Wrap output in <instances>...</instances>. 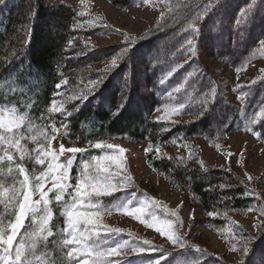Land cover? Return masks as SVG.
Instances as JSON below:
<instances>
[{"label":"trees","instance_id":"trees-1","mask_svg":"<svg viewBox=\"0 0 264 264\" xmlns=\"http://www.w3.org/2000/svg\"><path fill=\"white\" fill-rule=\"evenodd\" d=\"M107 1L122 8L145 1L164 14L144 34L126 35L111 53L92 55L93 46L87 39L115 34V31L88 25V17L82 14L85 0H3L0 3V113L15 108L18 113L28 115V122L19 130L24 137L21 144L28 149L24 159H19L15 149L8 148L15 156L14 162L6 158L0 161V184L7 189L15 187L18 193L17 199L11 202L7 195L0 197V229L10 234L18 202L24 195L25 190L21 188L24 177L16 165L26 168L34 190L41 182L37 177L47 171L50 163V155L40 156V146L44 151H51L52 137L58 133L67 143L81 147L107 140L141 144L148 166L174 188L184 190V202L190 206L196 204L206 215L202 222L209 228L223 231L229 225L230 215L259 212L261 199L254 195L256 192L232 173L205 165L194 144L203 140L217 145L228 135L246 133L264 146V77L252 84L231 86L226 92L201 60L206 55L237 70L259 58L256 45L264 38V0H257L251 11L247 7L251 0H222L220 4L219 0ZM241 11L244 14L239 15L237 24L235 20ZM48 14L53 18L49 23L52 41L41 45L38 27ZM194 30V44L198 45L195 56L187 51V40ZM28 39L30 44L26 43ZM125 48L128 51L117 65L106 70L105 62L119 56ZM88 50L91 52L87 53ZM82 51L86 55L78 58L76 52ZM82 61L81 70L76 72L73 64H82ZM137 63L141 67L140 82L134 66ZM101 75L103 82L94 87L91 81H98ZM126 77L130 80L129 89H124ZM161 79L165 81L163 85L159 83ZM58 81L59 91L55 87ZM122 95L128 97L127 103L114 115ZM135 97L141 108L136 106L135 110L128 111ZM53 102L57 111L51 110ZM168 108L174 110L171 119H155V113ZM215 121L217 126L213 125ZM165 147L177 148L180 154L169 157L161 150ZM4 151L5 146L0 145V156ZM94 154L93 149L74 154L69 171L74 181L85 162L90 163L89 171L94 172L96 162L91 157L99 156ZM37 156L44 160L43 164L36 163ZM46 185L47 180L43 189ZM58 192L53 187L46 190L47 209L40 203L35 218L31 213L26 217L14 241V248L24 246L26 258L22 259L26 264L34 261L69 264L68 249L63 243L68 238L63 213L65 202L71 201L69 194L74 192H64L59 202L55 200ZM40 193L34 190L31 198L38 196L40 201ZM91 200L95 201L94 197ZM102 200L106 204L111 198ZM77 208L83 210L85 206L77 204ZM47 211L53 215L42 231ZM49 229L51 236L47 234ZM232 244L236 242L228 241L227 246ZM181 252L193 253L194 256L188 255L192 261L189 264H224L204 251L186 248ZM189 253L180 256L185 258ZM134 262L139 264V260ZM246 264H264V230L251 246Z\"/></svg>","mask_w":264,"mask_h":264},{"label":"rangeland","instance_id":"rangeland-1","mask_svg":"<svg viewBox=\"0 0 264 264\" xmlns=\"http://www.w3.org/2000/svg\"><path fill=\"white\" fill-rule=\"evenodd\" d=\"M68 2V0H66ZM82 14L88 18V25L94 27H106L113 29L115 34L92 36L87 39V42L93 46L94 53L92 55H100L101 53H111L114 47L123 41L126 35L140 36L150 30L162 18L163 10L154 9L150 3L145 1L137 6L122 8L110 4L107 0H85L83 4ZM52 15L48 16L40 23L38 30L39 43L47 45L52 41L51 29L49 23L52 20ZM56 32V31H55ZM264 39V38H263ZM164 40V39H163ZM259 51V58L249 61L243 68L237 70L229 69L224 64L216 61L214 58L203 55L201 60L206 68L211 72V75L217 79L220 85L227 92L231 86L248 85L256 82L264 77V47L257 45ZM88 50L87 53H90ZM79 57L85 56L82 52H76ZM111 60L108 59L105 63L110 65ZM83 65L80 62L73 64L76 72L81 70ZM140 82V64H135ZM138 82V83H139ZM140 85V84H138ZM229 95V93H228ZM133 100L128 111L135 110L139 104L138 98ZM134 98V99H135ZM138 109V108H137ZM138 112H135L137 114ZM173 109H162L154 114L155 119L169 120L173 117ZM217 126L216 121L213 123ZM102 148L97 149L92 146H78L75 143H67L61 133H58L51 145V152L58 156L56 163L65 164L67 160L74 157V154L68 152L69 148L93 149L99 156H116L120 168L116 167V162L102 161L110 168L113 173L119 172L120 179L124 176L131 177V187H125L112 196H93L97 204L96 208H83L84 211H102L99 216L98 224L96 225H80L82 229H86V239H82L79 245H66L69 250L72 247L80 246H95V242L99 241L101 248L107 247L103 243L105 239L109 243L114 241H127L124 248L118 249V256L107 257L113 261V264H123V261L129 257H134L136 253L131 252L133 246L142 244L147 239L156 245L164 244L166 248L171 249V244L165 242V237L158 233L156 227L165 228L166 221L173 223V230L178 228L179 234L184 239L193 245L194 249H202L208 256L219 259L224 264H234L236 253L230 250L227 246L228 241L236 242L239 246L240 231L255 239L264 230V215L260 212H245L235 213L228 217L229 225L223 228V231H218L214 228L207 227L203 222L206 215L196 207V204L190 206L185 201V192L183 189L174 188L167 179L162 175L154 172L146 163V152L141 144H135L123 140H107L102 142ZM111 144L113 147L108 148ZM61 145L65 151L60 152ZM196 153L203 160V163L211 168L228 171L237 177L241 183L247 185L255 196L261 199L260 208L264 207V146L255 142L254 138L246 133H236L228 135L217 145H210L203 140L195 142ZM121 150L123 152L121 153ZM163 154L176 157L180 154L177 148L165 147L162 148ZM186 149H184L185 151ZM193 153V151H192ZM193 155V154H192ZM51 162V156H50ZM96 162V161H94ZM94 171V169H93ZM70 177V176H69ZM204 181V180H203ZM115 182V181H114ZM205 182V181H204ZM73 187L67 189L68 192H74V186L77 181L69 178L66 182ZM54 181L47 179V185L43 189L46 192L53 187ZM59 191L58 189H56ZM42 193H40L41 195ZM37 197L31 198L35 203ZM102 198H111V201L103 204ZM118 199V200H117ZM131 200L132 203L127 205L126 210H117L114 205L117 203H125ZM262 203V204H261ZM99 205V206H98ZM100 207V208H99ZM141 208L142 213H135L133 209ZM259 208V209H260ZM111 209V211H109ZM172 213L176 215L173 216ZM139 216V219L137 218ZM155 218V219H154ZM151 224L153 227H149ZM259 226V229L255 226ZM108 229H120L119 233H111ZM66 230V229H65ZM219 233H218V232ZM67 233V231H66ZM229 233H233L229 235ZM98 234V235H97ZM238 236V237H237ZM191 249V248H187ZM183 251V250H181ZM177 252L169 259V264H189L191 263V256L193 253ZM198 252V251H196ZM187 256L182 257L180 255ZM14 255V251H13ZM75 255V254H74ZM191 255V256H188ZM67 256V255H66ZM83 261L84 257H78ZM70 259V258H69ZM89 264H91L92 257H88ZM26 264V263H25ZM33 264H38L35 261ZM134 264H137L134 262ZM139 264H143L139 261Z\"/></svg>","mask_w":264,"mask_h":264},{"label":"snow or ice","instance_id":"snow-or-ice-1","mask_svg":"<svg viewBox=\"0 0 264 264\" xmlns=\"http://www.w3.org/2000/svg\"><path fill=\"white\" fill-rule=\"evenodd\" d=\"M222 0H219L218 4H220ZM0 3H3V0H0ZM257 5V0H251V3L247 5L249 11L253 8V6ZM244 13L241 11L235 23L239 24V15H243ZM190 25V27H193ZM196 36V30L192 32L191 38L187 40V44L189 48L187 51L195 56L198 52V45L194 44V39ZM30 39L26 41V43L30 44ZM257 45L260 47H264V39H261L257 42ZM256 45V46H257ZM127 48L120 53L119 56H114L110 62V65L106 66V70H110L112 67L117 65L119 59L123 57L125 53H127ZM239 71V69H237ZM168 75H171L169 73ZM104 80L103 75H101L97 80L91 81L94 87L98 86L99 83H102ZM164 80L161 79L159 83L161 85L164 84ZM130 80L128 77L125 78L124 89L130 88ZM57 91L60 89V82L58 81L55 85ZM87 99V96L84 97ZM128 97H124L122 95V99L120 104L117 106L114 115H118L119 112L124 108V105L127 103ZM52 111H57L58 109L55 106V102H53ZM28 122L27 113H18L15 108L8 110L6 113H0V145L5 146V151L2 156H0V161L6 160L8 162H14L15 156L14 154L7 151L8 148L15 149L16 153H19V159L23 160L28 149L21 144V140L24 138L23 134L20 133V129L24 128L26 123ZM28 130L31 131V124L28 123ZM55 131V129H54ZM56 137L53 136L52 139ZM33 140L36 139L34 135L32 137ZM45 139H48L45 137ZM104 145L101 142H96L94 147L97 149L102 148ZM40 156H51V162L48 163L47 171L42 172L41 176L37 177L41 182L35 185V191H41V200L35 203L32 202L31 197L33 195L32 186L30 184V180L28 175L26 174V168L22 164H17L19 174L24 177L21 181V188L24 189V195L22 200L18 202V211L15 214V221L11 223V232L7 234L4 230L0 229V264H25L24 259L26 258V253L24 250V246L21 244L18 247L14 248V241L17 238L19 231L24 227L26 217L31 213L35 218L34 214L39 211L37 207L40 203H43L45 209L49 204V200L47 199L48 193L43 192L44 181L47 179H52L54 181L53 188L58 189L59 192L55 196L56 201L63 200V193L67 191L69 187H73V185L66 183L69 180V171L73 166V159L70 158L67 160L66 165L61 163H56L58 160V156L56 153L49 151H44L43 146L41 145ZM108 148H112L111 144L107 145ZM50 149V143H49ZM65 151L63 145H61L60 152L63 153ZM68 152L73 154L80 153L84 151L80 148H69ZM123 150H121V153ZM37 156L36 163L43 164L44 160ZM92 160L96 161L94 172H90L91 168L90 163L85 162L83 164V171L77 177V183L74 186V194L71 195V201L65 202L64 204V215L66 216V231L67 237L65 238L63 243L65 245H79L82 239H86V229H82L80 225H96L98 224L100 212L99 211H84L77 208V204H83L86 208H96L97 204H94L91 200V197L96 196H112L115 197L116 193L120 192L121 189L125 187H131V177L124 176L120 179L119 172L113 173L110 171V168L105 164L101 163L102 161H118V157L116 156H92ZM116 167L120 168V164L116 162ZM8 171L11 172L12 168L9 167ZM115 181V182H114ZM50 189L49 191H51ZM8 197L9 202L17 199V190L15 187L12 189H7L3 184H0V197L6 196ZM80 198L79 200L77 198ZM118 200V199H117ZM132 203L131 200L125 203H117L114 207L117 210H126L127 205ZM251 210V209H249ZM111 211V209H109ZM135 213H142L141 208L133 209ZM261 215H264V207L259 209ZM52 212L47 211L46 216L42 222L43 231L44 228L47 227L49 221L52 219ZM175 216V213H172ZM209 215H213V213H209ZM139 219V216L137 217ZM155 219V218H154ZM166 227H156V231L165 237V242L171 244V249L166 248L164 244L156 245L152 241L145 239L142 244L133 246L130 251L136 253V255L132 258H127L123 261V264H134V261L139 260L142 261L143 264H169V259L175 253L184 250L186 248L193 249L194 246L190 245L184 237L179 234L178 228L176 231L173 230V223L171 221H166ZM149 227H153V225L149 224ZM259 229V226H255ZM111 233H119L120 229H108ZM48 236H51L53 233L49 229L47 232ZM98 235V234H97ZM6 237V238H5ZM256 239L252 236L245 235L243 230L240 231L239 237V246L236 244H232L230 250L236 253V259L234 264H246V257L249 255V251L253 243ZM107 247L101 248V244L99 241L95 242V246H80V247H72L67 252V257L70 258L69 264H89L88 257H92L91 264H113V261L109 260L107 257L110 256H118V249H122L127 245V241H114L109 243L108 239L103 241ZM14 249V255H13ZM198 252L202 253V250L199 248L195 249ZM75 254V255H74ZM83 256L84 259L81 261L78 257Z\"/></svg>","mask_w":264,"mask_h":264}]
</instances>
